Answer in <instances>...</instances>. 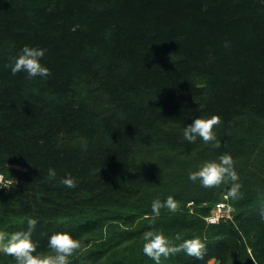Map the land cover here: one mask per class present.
Returning <instances> with one entry per match:
<instances>
[{"label": "trees", "instance_id": "1", "mask_svg": "<svg viewBox=\"0 0 264 264\" xmlns=\"http://www.w3.org/2000/svg\"><path fill=\"white\" fill-rule=\"evenodd\" d=\"M25 45L47 49V79L5 67ZM213 115L219 146L184 139ZM225 153L243 195L228 198L232 221L209 226L230 185L188 174ZM0 176L15 181L0 188V230L35 218L39 252L69 232L82 244L72 264H154L149 230L205 244L202 259L162 264H264V0H0ZM168 196L177 211L154 216Z\"/></svg>", "mask_w": 264, "mask_h": 264}, {"label": "clouds", "instance_id": "2", "mask_svg": "<svg viewBox=\"0 0 264 264\" xmlns=\"http://www.w3.org/2000/svg\"><path fill=\"white\" fill-rule=\"evenodd\" d=\"M46 52V48L25 45L18 54L10 58V62L5 67L10 69L12 75L23 73L29 81L47 79L51 75V70L42 62ZM220 124L221 118L217 115L209 118L197 117L183 128V137L189 143L200 139L217 147L220 141L217 139L214 126ZM47 174L49 179L54 180L57 177L55 168H48ZM188 179L194 183L198 182L204 188L230 185L225 195L226 199L230 197L238 200L243 195L234 159L227 153L216 159L204 161L195 171L189 172ZM60 182L68 188L76 187L77 183L70 174L61 177ZM13 183L15 181L10 178L0 184V187H11ZM151 208L152 214L158 217L161 215V208L176 212L178 201L172 196H168L163 202L155 199L152 201ZM37 224L38 221L35 218H29L26 230L15 232L0 230V253L12 257L17 264H72L71 258L82 247L81 240L69 232H56L48 237L47 251L39 252L37 251L38 242L33 239ZM143 240V254L154 264H162V258L167 260L180 252L197 259H202L204 255L205 244L198 236L182 239L177 234L173 240L163 231L149 230L144 233Z\"/></svg>", "mask_w": 264, "mask_h": 264}, {"label": "built area", "instance_id": "3", "mask_svg": "<svg viewBox=\"0 0 264 264\" xmlns=\"http://www.w3.org/2000/svg\"><path fill=\"white\" fill-rule=\"evenodd\" d=\"M0 178H2L0 176ZM2 179H0V182ZM234 208L229 203L228 198L221 197L212 207L210 214L204 218L205 223L209 226L217 225L220 222L233 220Z\"/></svg>", "mask_w": 264, "mask_h": 264}, {"label": "bare ground", "instance_id": "4", "mask_svg": "<svg viewBox=\"0 0 264 264\" xmlns=\"http://www.w3.org/2000/svg\"><path fill=\"white\" fill-rule=\"evenodd\" d=\"M13 192H14V190H13V189H10V190L7 192V194H8V195H11ZM0 196H1V194H0ZM210 241H211V243H212L213 245L221 246V245H224V244L227 243V238H226L225 236H223V235H220V236H218V237L211 238Z\"/></svg>", "mask_w": 264, "mask_h": 264}, {"label": "rangeland", "instance_id": "5", "mask_svg": "<svg viewBox=\"0 0 264 264\" xmlns=\"http://www.w3.org/2000/svg\"><path fill=\"white\" fill-rule=\"evenodd\" d=\"M251 166H253V164H251ZM254 167H255V166H254ZM254 167H253V168H254ZM236 170H237V172H238V169H237V168H236ZM238 174H239V177H240V173H239V172H238ZM3 182H4V181H1L0 184H3ZM0 188H4V195H8L7 192H8L10 189H13V188H11V187H0ZM13 190H14V189H13ZM188 205H190V203H189ZM188 205H187V206H188ZM208 264H218V263H217V262H214V261H211V262H209Z\"/></svg>", "mask_w": 264, "mask_h": 264}]
</instances>
